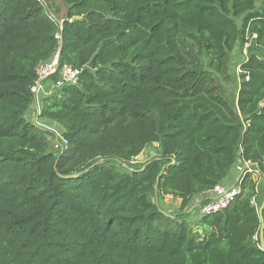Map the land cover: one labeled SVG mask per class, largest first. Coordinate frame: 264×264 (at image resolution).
<instances>
[{"label": "trees", "instance_id": "obj_1", "mask_svg": "<svg viewBox=\"0 0 264 264\" xmlns=\"http://www.w3.org/2000/svg\"><path fill=\"white\" fill-rule=\"evenodd\" d=\"M59 50L78 82L28 119ZM263 176L264 0H0V264H264Z\"/></svg>", "mask_w": 264, "mask_h": 264}, {"label": "built area", "instance_id": "obj_2", "mask_svg": "<svg viewBox=\"0 0 264 264\" xmlns=\"http://www.w3.org/2000/svg\"><path fill=\"white\" fill-rule=\"evenodd\" d=\"M56 40H60L58 34L55 35ZM80 74L79 69H74L68 64L59 63L58 51L46 62L40 63L36 67V82L33 87L36 116L40 114V98L50 96L65 86L76 85ZM56 78L52 81V78ZM235 181L244 173L251 174L253 177L258 176L257 172L247 163H239L235 167ZM237 192L235 183L229 185H216L210 192L206 194L208 202L203 205L199 211V216H209L213 213L222 211L227 207Z\"/></svg>", "mask_w": 264, "mask_h": 264}, {"label": "rangeland", "instance_id": "obj_3", "mask_svg": "<svg viewBox=\"0 0 264 264\" xmlns=\"http://www.w3.org/2000/svg\"><path fill=\"white\" fill-rule=\"evenodd\" d=\"M245 55V49L240 50L239 48H236L234 50V52L232 53V67H233V73L235 71V73L238 70V66L240 64V62L243 60V57ZM234 73V75H235ZM227 91V95L230 99L234 100L235 95H236V84H231L230 86H228L226 88ZM35 119L36 121H38V116H36L35 111L30 112L28 114V119L32 120ZM49 130L51 131V133H56L58 136L54 135L55 138H59L60 139V135H61V130L58 126H51L49 127ZM51 149H55L56 150V146H55V141H54V145L52 146ZM157 155V148H156V144L149 146L147 148H145L136 158H134V160L132 161V164L134 165H139L144 163L145 161H148L152 158H154ZM254 179L257 180L258 182L260 181V178L258 176H254ZM262 196H263V192L262 191H258V196L255 198L254 203L256 205V207H258L260 205V202L262 200ZM160 202V208L162 209L163 212L165 213H177L181 211V207H180V202H178L176 199H172L169 198L166 202L162 200H159ZM190 221H196L198 220V217H196L194 220L189 219Z\"/></svg>", "mask_w": 264, "mask_h": 264}, {"label": "water", "instance_id": "obj_4", "mask_svg": "<svg viewBox=\"0 0 264 264\" xmlns=\"http://www.w3.org/2000/svg\"><path fill=\"white\" fill-rule=\"evenodd\" d=\"M60 54V50L58 51V55ZM264 178V176H263ZM264 209V198L258 208V217H259V222H260V230H259V243H260V247L262 249H264V221H263V217H262V211ZM163 214L167 215V213L162 212Z\"/></svg>", "mask_w": 264, "mask_h": 264}, {"label": "crops", "instance_id": "obj_5", "mask_svg": "<svg viewBox=\"0 0 264 264\" xmlns=\"http://www.w3.org/2000/svg\"><path fill=\"white\" fill-rule=\"evenodd\" d=\"M35 119H33V121H34ZM53 126V125H52ZM258 183V182H257ZM169 198H172L171 196H164L163 197V201H167ZM172 199H174V198H172ZM178 202H180V200H178V199H176ZM198 202H199V200L198 199H193V201H191V206H190V208H189V210H188V212L187 213H191V215H190V218L189 219H191V220H194L196 217H199V211H198V208H197V206H198Z\"/></svg>", "mask_w": 264, "mask_h": 264}]
</instances>
